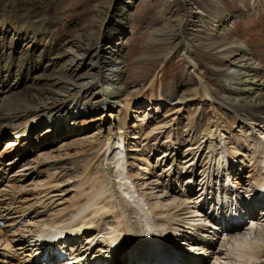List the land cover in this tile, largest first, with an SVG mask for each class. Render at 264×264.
<instances>
[{
  "label": "bare ground",
  "instance_id": "6f19581e",
  "mask_svg": "<svg viewBox=\"0 0 264 264\" xmlns=\"http://www.w3.org/2000/svg\"><path fill=\"white\" fill-rule=\"evenodd\" d=\"M67 1L0 0V141L12 138L5 141L4 146L0 145L2 176L11 173L16 166L14 158L5 161L12 152L21 156L20 162H24L21 169H24V172L37 170L39 160L47 162L54 159V156L52 157L50 153L40 154L39 160H31L29 156L33 149H36L35 152H42L48 146H45L44 142H49L52 138L71 139L80 136L89 126L94 127L85 141L76 138L71 141L74 145L69 144L81 149L80 154L83 152L84 160L66 162L75 170L79 167L81 172L76 185L77 200L71 202L65 211L56 212L57 214L52 218L51 215L47 221L33 222L38 218L36 215L38 210L32 209L34 204L30 201L28 205L23 203L25 202L23 200L15 201L14 196L22 191L17 185L19 179L13 180L11 177L5 181V187L0 189V220L8 216L9 221L0 230V264H39L34 249L28 248L25 244L30 238L26 234L33 233L43 225H53L57 221H62L72 231L77 226L80 230L81 228L87 230L83 234V236L89 234L86 238L89 239L87 245L98 243L94 253L102 257L104 252L106 258H112L111 264H205L206 257L197 259L185 250H178L179 256L174 252L177 250L175 244L180 241L179 236L188 234L187 231L180 229V224L203 225L193 212L198 205L195 199L197 195L202 196L199 193H203V189L196 192L191 190L187 194L189 188L194 187L189 185L192 183V176L188 178L179 176L178 170L181 175L183 171L185 174H195L194 169L197 167H193L190 162L188 163L190 166H186L185 161L192 156L195 157H192L191 161L194 158H196L194 161H201L204 158L205 166L201 169L209 164L218 165V161L225 155L223 148L226 147L230 160H237L242 170L250 169L249 179L256 182L264 179V127L260 128L261 125L264 126V70L254 62L255 57L246 45L238 42L231 47L233 42L225 38V31L232 24L231 20L235 15L221 12L222 14L217 16L215 12L216 21L212 28H218L217 37L206 38L199 45L215 56L220 55L226 63L221 67L239 69L240 74L234 76L224 73L221 76L223 78L215 79V83L220 87L219 93L211 92L203 85L205 83H201L200 89L180 96L179 101L173 105H167L170 109L164 116L162 114L163 120H156L157 116L161 115L160 105L166 103L162 95L141 103L140 89L133 92L119 89L126 86L127 82L143 78L148 71L142 67L143 58L137 59L133 68H129L125 54L127 31L137 4L143 1L105 0L92 21L85 25L83 30L78 29L74 34L63 29L62 18ZM168 1L169 5L181 1L186 6L187 19L189 22L193 21L189 25L197 28L196 31L205 27L207 19H211L196 0ZM249 2L254 7L259 5L258 0ZM174 6L170 5L169 8L173 9ZM214 7L216 9L219 6ZM174 31L168 38L171 41L180 36L178 31ZM162 39L165 38L158 35V40ZM182 42L185 44V54L193 55V46L190 42ZM220 48L224 49L221 51ZM248 61L254 63L242 65ZM193 64L190 63L191 66ZM154 82L155 79L146 86L144 92L153 88ZM247 82L249 85L243 88ZM201 91L204 93L203 98L199 97ZM106 93L109 94L105 95ZM198 97L203 100L198 101ZM204 98L212 104V117L205 130L200 131L198 125L201 126L203 114L198 108H201ZM195 102H199L200 105H195L198 111L193 115L191 113L193 105H189ZM155 111L156 115L153 116ZM85 113L90 115V119H83L79 121L82 124H77L76 119L84 118ZM53 117L52 123L60 122L62 125L56 129L48 125L47 129L37 133L39 143L35 145L31 141V135H35L42 124H48L46 118ZM109 117L114 119L113 122L107 120ZM141 117L143 121H140ZM134 120L137 123L129 128L127 124ZM235 120H238L237 127ZM175 121L176 123L172 124ZM172 126L178 129L172 130ZM15 130L25 131L23 138L28 140L26 139L24 143L19 141L22 136L19 132L14 133V137L8 134ZM235 132L240 135L234 137ZM162 133L166 135V139L160 145L159 137ZM124 138L125 142H117ZM84 143L88 145L82 146ZM19 146L21 149H16ZM127 147L126 153L120 151ZM1 148L6 149L2 151ZM11 148L14 151H11ZM183 148L187 150L184 154ZM156 152L160 153L158 159L161 161L157 165L151 159V155ZM181 154L185 159L175 165L174 160L179 162ZM257 160L261 162L258 164ZM169 161H173V164L169 165ZM183 161L186 168L181 165ZM66 164L58 166L57 171L60 169L66 171ZM157 167H160L163 174L157 172L155 169ZM149 174L155 177H147ZM133 175L135 179L138 176L141 181L133 182L131 177ZM213 175H216L215 172ZM198 176L199 179H205V175L201 173ZM236 177L234 179L236 184H245L247 177L243 173L238 172ZM183 180L188 182L187 186L183 185L185 183ZM220 188L222 191L225 190L224 185L220 184ZM151 191L164 195L161 196L162 199H157V196L154 199V192ZM207 200L212 213L220 208L221 199L218 193L214 197L209 196ZM39 201L37 203H40ZM198 208L200 211L205 209L203 205H198ZM259 224L255 229L250 228L247 233L242 230L234 239L230 238L227 239L229 241L223 242L228 255L229 253L231 255V246L233 251H238L234 264L245 262L250 256L244 251L250 249L251 256L254 252L259 253L254 258L259 264H264V244L249 242L251 236L263 234L264 224ZM132 236L143 239V244L147 243L143 250L139 251L137 249L139 246L129 245L131 243L128 241ZM107 237L114 244L110 243L107 246L105 244ZM72 238L68 239V243L73 241ZM188 238L185 237V241ZM231 240L233 241L230 242ZM148 243L160 245L157 247L158 251L150 248ZM116 244H118L116 248L126 246V249L107 251L108 247ZM87 250L89 247L85 251H77L76 255L81 258L79 261L76 260V263L83 260L88 253ZM208 252L209 258L216 256L217 260L213 264H227L225 261L232 259L221 250L218 252L205 250L201 255L207 256ZM147 253L152 254L151 257L143 258L142 256ZM12 255L13 260H10ZM106 262L109 263V260L106 259Z\"/></svg>",
  "mask_w": 264,
  "mask_h": 264
},
{
  "label": "rangeland",
  "instance_id": "374dc122",
  "mask_svg": "<svg viewBox=\"0 0 264 264\" xmlns=\"http://www.w3.org/2000/svg\"><path fill=\"white\" fill-rule=\"evenodd\" d=\"M142 1L143 2L137 4L131 20L132 23L130 24L127 31L125 39L127 47L125 50V54L127 56V64L129 65V68H133V66L135 65L134 62L137 59L143 58L142 67L147 68L148 71L143 75V78L127 82L126 86H121L119 89L132 92L138 91L140 89V94H142L140 99L141 103L153 97L158 98L160 95H162L166 103L160 105L161 115L157 116L156 120H163L164 114L168 111V109H170V107H167V105H173L179 101L180 96L191 94V92L195 91L196 89H200L201 83H205L203 85L207 87V89H209L211 92L219 93L218 90H220V87H218V85L215 83V79L221 77L224 73H230L234 76L240 74L241 70L239 69L233 68L230 70L221 67L222 65L226 64L224 62V59H222L220 55L215 56L214 53L210 52L209 50L205 51V49H203L199 45L202 41L206 40V38L215 39L217 37L216 34L218 33V28H212V26L214 25V21H216V18L214 17V14L216 13L217 16H220V14H222L221 12L231 13L235 15V18L231 20L232 24H230L228 29L225 31V38L233 42V46L231 47H234L238 42L246 45L255 57L254 62L256 64H259V67L264 70V0H258L259 5H257L256 7H254L252 3L249 2V0H196V3L201 7V9H203L211 18L207 19L208 21L206 22L205 27L197 30L199 31L198 33H196L197 28H194L193 25H189V23L192 24L193 21L189 22L190 20L187 19L188 14L186 6L181 1L174 2L175 4H170L173 6L175 5L173 9L169 8L170 5L168 4V0ZM104 3L105 0H68L65 4L66 6H64L63 11V29L67 31L70 30L71 33L73 32L72 34L78 32V29L83 30L84 26L92 21L94 16L98 13V9H101ZM215 5L219 6V9H215V7L213 8V6ZM173 30H175L174 32L178 31L177 33H179L180 36L175 37V39L171 41V39L168 38H170L169 35ZM158 35H162L165 39L159 41ZM182 41L190 42V44L193 46V55L190 54L188 56L185 54V44ZM221 49L222 48H220V50ZM153 56H156V58H152ZM190 56L194 57L191 58ZM254 62H243L242 65H250ZM190 63H195L196 65L193 64L191 66ZM153 79H155L154 87L149 89L147 92H144L146 86ZM248 85L249 82H247L243 88H246ZM181 86L183 88L180 89ZM177 87H179V89H177ZM109 93H106L105 95H108ZM200 93L201 94H199V97L202 96L203 98V91H201ZM199 97L197 99L198 101L202 99ZM202 104L204 105L202 106ZM202 104L200 106L201 108H198L200 111H202L203 114L200 120L202 121L200 122L201 126L198 125L200 131L205 130V128L211 122V120L209 121V119L212 117V104L206 101V99L202 102ZM192 105L193 107H191V113H193L194 115L198 111L197 109H195V105L199 106L200 103L195 102L193 104H190L189 106ZM171 108H173V106H171ZM81 114L83 115V112ZM154 115H156V111L153 113V116ZM89 117L90 115L86 114L84 118H77V124H82V122L79 123V121H83V119H88ZM107 120L109 122H113L114 119L109 117V119ZM140 121H143V117H141ZM136 123L137 121L134 120V122L132 123L129 122L127 126L131 128ZM175 123L176 121L172 124ZM234 123H236L235 126L237 127L238 120H235ZM172 124H170V126ZM231 126L232 128L234 127L233 125ZM263 127L264 126L261 125L260 128L262 129ZM171 128L172 130L178 129L176 126H172ZM44 129H38L36 133H34L35 135H31V141H33L35 145L36 143H39V135L37 133L44 131ZM93 130L94 127L89 126V128L78 137H72L71 139L69 138L66 140H58L52 138L51 141L44 142L45 146H48L47 148H42L43 150L42 152L40 151L41 153L38 151L35 152L36 149H33V153L29 156L31 160H39L40 154L50 153L52 157L54 156V159L47 162L39 160V162L37 163L39 165H37L38 169L36 168L38 171L34 169L29 172H24V169H21L24 162H19V164H16V166L11 171L10 178L13 177V180L18 178L19 183L17 185L22 190L20 193H18V195L14 196L16 197L15 201L23 200L25 201L23 203L27 205L30 201V203L34 204L32 209L36 208L38 210V213H35L38 218H35L33 222H41V220H43L42 222L47 221L48 219H50L51 215L52 218L57 214L56 212H59L60 210L65 211V209L71 205V202L73 203L75 200H77V198L75 199V196L77 195L76 193L78 192L76 185L79 181L81 169L79 167H77L76 170L70 168L71 166H68L66 162L84 160L83 152H81L80 154L81 149L71 146L74 145V142L72 143L71 141L76 140V138L81 139V141H85V139L90 136L89 133ZM8 134H10V132ZM236 135L240 134L235 132L234 137H236ZM9 139L11 140L12 138H6V140L0 142V145L4 146V142L8 141ZM160 139V145H162L164 139H166V135L162 133L159 137V141ZM87 145L88 143L82 144V146L85 147ZM4 149L6 148H1L2 151ZM190 149L191 146L189 147V151ZM185 152H187V150L183 148L182 154H184ZM159 154L160 153L156 152L152 154L153 156L151 155L153 163H157L158 161H160V159H158ZM182 154L181 157H179V162H176V160H174L175 165L180 164V161L185 159L184 155ZM57 155H59V157ZM251 155L254 154L251 153ZM12 158L13 157L11 155L9 158H5V161H8V159L10 160ZM177 158L175 157V159ZM188 158H186L185 161H188ZM185 161H183V163L181 162L182 166ZM257 161L258 164L261 162V160ZM188 163L189 162H186V166ZM64 164L67 165L65 166L67 168L66 171H62V169L57 171L56 168H59ZM168 164L172 165L173 161H169ZM188 166H190V164H188ZM239 168V170H241L240 173H243L247 177L245 178V182H248L247 184L251 185V181H249L250 169L247 168V170H242V166H239ZM158 171L160 174L163 172L160 171V167L157 169V172ZM12 173L15 176L12 175ZM153 177H155V175ZM183 182L188 183L186 180H183ZM54 186H57V189L52 188ZM153 192L154 199H156L157 197V199H162L161 196H163L164 194H158L156 193V191H151V193ZM38 201L40 203H37ZM40 206L44 208H40ZM254 236L255 235L251 236V238L249 239V242L251 244H264V232L259 236ZM131 238L133 239L134 237ZM230 245L231 244L228 245L229 247L227 246L229 250ZM232 249L233 246H231V255L230 253L228 255V252H225V255L232 257L231 260L225 261L227 262V264L235 263V258L238 251H233ZM217 251H219V248L217 249ZM234 252L235 257H233ZM22 257L23 256H21V258ZM222 257L224 258L225 256L223 255ZM215 258L216 256L208 258L206 260V264H213L217 260Z\"/></svg>",
  "mask_w": 264,
  "mask_h": 264
},
{
  "label": "snow or ice",
  "instance_id": "6c2138e0",
  "mask_svg": "<svg viewBox=\"0 0 264 264\" xmlns=\"http://www.w3.org/2000/svg\"><path fill=\"white\" fill-rule=\"evenodd\" d=\"M249 227L255 229L256 228V225L255 224H251V225H249Z\"/></svg>",
  "mask_w": 264,
  "mask_h": 264
}]
</instances>
